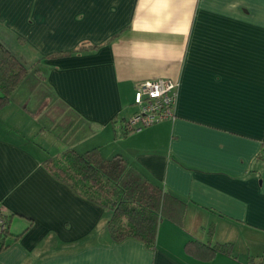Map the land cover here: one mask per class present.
Returning a JSON list of instances; mask_svg holds the SVG:
<instances>
[{
	"label": "crops",
	"instance_id": "1",
	"mask_svg": "<svg viewBox=\"0 0 264 264\" xmlns=\"http://www.w3.org/2000/svg\"><path fill=\"white\" fill-rule=\"evenodd\" d=\"M0 41L31 69L0 109V209L20 236L0 264H264V0H0ZM156 80L179 85L175 119L118 137ZM92 149L182 202L155 246L115 242L111 212L43 167ZM212 227L229 252L186 250Z\"/></svg>",
	"mask_w": 264,
	"mask_h": 264
},
{
	"label": "trees",
	"instance_id": "2",
	"mask_svg": "<svg viewBox=\"0 0 264 264\" xmlns=\"http://www.w3.org/2000/svg\"><path fill=\"white\" fill-rule=\"evenodd\" d=\"M85 50L82 47L72 52H57L46 59L77 55ZM30 72L31 69L0 41V109L11 103L13 95L26 81ZM35 73L41 75L39 70H35ZM112 125L119 134L118 137L126 138L134 133L126 119L114 118ZM260 158L264 160V145ZM42 164L56 180L70 187L76 194L111 212L108 229L117 243L135 239L148 246H155L159 224L165 215L168 202L182 203L122 156L106 159L100 149L85 153L66 150L49 157ZM0 215L4 223V229L0 231V245L1 250H5L9 238L20 236L12 233L15 216L7 212H1ZM208 235V244L189 241L186 250L190 253L198 252V257L203 260L213 258L218 252L227 253L231 250V244L212 243L213 227ZM201 250L209 251L210 256L203 258Z\"/></svg>",
	"mask_w": 264,
	"mask_h": 264
},
{
	"label": "built area",
	"instance_id": "3",
	"mask_svg": "<svg viewBox=\"0 0 264 264\" xmlns=\"http://www.w3.org/2000/svg\"><path fill=\"white\" fill-rule=\"evenodd\" d=\"M179 85L171 80L147 81L136 88L134 106L136 112L128 119V126L134 132L163 121L174 120V108L177 101ZM2 208L0 209V214ZM4 223L0 215V231Z\"/></svg>",
	"mask_w": 264,
	"mask_h": 264
},
{
	"label": "rangeland",
	"instance_id": "4",
	"mask_svg": "<svg viewBox=\"0 0 264 264\" xmlns=\"http://www.w3.org/2000/svg\"><path fill=\"white\" fill-rule=\"evenodd\" d=\"M134 108H135V106H134ZM264 242L263 241H261L260 242V245L258 246V247H255V251H261V249H263L264 248V244H263ZM246 247H248V246H246ZM257 249H259V250H257Z\"/></svg>",
	"mask_w": 264,
	"mask_h": 264
}]
</instances>
